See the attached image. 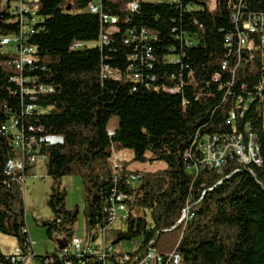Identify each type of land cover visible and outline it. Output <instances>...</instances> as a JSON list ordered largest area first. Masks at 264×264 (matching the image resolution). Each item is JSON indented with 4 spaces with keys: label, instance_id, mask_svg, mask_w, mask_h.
Instances as JSON below:
<instances>
[{
    "label": "trees",
    "instance_id": "1",
    "mask_svg": "<svg viewBox=\"0 0 264 264\" xmlns=\"http://www.w3.org/2000/svg\"><path fill=\"white\" fill-rule=\"evenodd\" d=\"M125 1L101 0L103 8L118 19L108 44L72 49L75 41L92 43L99 37L98 15L86 9L91 0H34L38 21L32 24L34 33L28 42L35 45L43 68L32 73L54 91L38 96L35 103L42 109L26 116L25 124L42 125L46 132L63 137L62 144L42 149L51 179L46 204L55 218L41 225L48 236L54 230L71 233L78 210L65 207L66 190L60 180L80 175L86 231L108 228L105 206L115 175L118 186L131 199L125 230L108 228L113 232L112 244L138 241L133 250L122 252L131 257L123 264H134L132 259L142 256L148 247L161 254L175 249L176 264H264V44L262 33H253L251 48L245 46L238 54L240 23L236 26L231 19L238 9L241 19L249 14L264 15V0H241L240 4L238 0H181L193 5L192 11L166 1L139 0L128 21L120 10ZM210 2L214 8L208 7ZM0 14V38L15 34V15L1 9V1ZM133 27L154 34L155 58L147 72L155 80L148 88L129 79L113 81L99 75L103 61L125 68L132 49L123 41ZM228 34L232 35L231 49L226 46ZM170 55L179 61H168ZM12 57L0 47V232L14 237L25 252L29 242L23 230L21 181L18 174L5 173L7 160L20 153L1 130L9 117L21 112L19 97L9 91L13 88L9 76L15 73ZM223 60L228 63L226 69H221ZM233 69V84L226 94L228 86L220 85L231 79ZM188 71L194 80L183 92L161 89L164 83H177L179 74L186 80ZM216 72L221 73L219 81L212 78ZM248 92L253 101L242 115L237 114L233 125L226 123L237 95ZM182 98L187 101L185 106ZM113 120L115 128L109 135ZM246 126L262 161L250 159L245 164L232 159L217 168H204L196 176L186 170L184 153L197 131L223 135L243 131ZM242 145L247 153L248 145ZM125 148L132 151L133 161H162L165 167L142 173L130 171L126 165L114 169L112 154ZM32 169L25 171L28 174ZM129 173L141 178L127 185L123 179ZM185 208L189 216L178 222ZM106 230L105 241L110 235ZM50 256L53 261L45 262ZM33 259L37 264H65L56 253L34 254ZM6 263L0 249V264Z\"/></svg>",
    "mask_w": 264,
    "mask_h": 264
},
{
    "label": "built area",
    "instance_id": "2",
    "mask_svg": "<svg viewBox=\"0 0 264 264\" xmlns=\"http://www.w3.org/2000/svg\"><path fill=\"white\" fill-rule=\"evenodd\" d=\"M1 9L15 15L18 23V30L13 35L3 36L0 38V47L14 45L12 53L11 64L15 73L9 76V81L13 88L9 91L17 95L20 99L21 112L18 116H11L2 125L1 130L4 134L11 137L13 147L19 151L20 156L7 160L6 174L17 175V179L22 184L27 176L26 168L35 165L38 162L45 163L46 154L42 151L45 145H56L63 143V137L59 134H52L46 132L42 125L25 124L28 116L35 109H42L35 103L39 95L52 93L54 87L44 84L32 73V71L43 68L39 64V58L36 54V47L28 42L29 37L34 33L32 24L34 22L36 4L34 0H0ZM151 2L166 1L168 3H175L176 6L182 7L184 11H192L194 6L190 3H181V0H149ZM241 0H238L240 4ZM14 4L13 9L8 11V8ZM240 6V5H239ZM139 7V0H127L121 6L120 10L126 13L124 20L128 21V14L136 11ZM86 9L93 14H97L100 21V33L97 41L89 43L84 41H75L72 49H81L85 46H99L108 44L109 36L116 31L117 16L111 14L103 8L101 0L88 3ZM232 21L236 26L240 23V29L236 34L235 51L240 54L241 50L248 46L251 48L252 41L250 35L261 32V43L264 44V15L249 14L244 19H241V14L235 10L231 16ZM154 34L145 28L136 29L135 27L128 29L124 43L131 46L132 51L126 58L125 68L113 66L108 62L103 61L100 64L99 75L101 79H109L113 81H120L129 79L135 83H142L147 88L155 80L153 74L147 71L152 68L154 54L151 40ZM188 43V41H185ZM226 46L232 48V35L226 36ZM168 61L174 63L178 62L177 56L168 57ZM228 63L226 60L221 62V69H226ZM236 67V66H235ZM174 77V76H173ZM215 81L221 79V73L216 72L212 77ZM178 82L174 84L164 83L161 85L163 91L169 93H181L183 87L191 85L194 78L192 71H188L187 79L184 80L181 75L177 76ZM234 69L232 70V77L230 80L221 83V87L227 85L226 94L233 84ZM243 87V86H242ZM197 94L196 97H199ZM253 101L252 92L246 93L245 96L239 94L235 99L232 109L229 110L226 116V123H235L237 114L242 115L243 109H247L249 104ZM187 101L182 98V104L185 106ZM239 111V112H238ZM114 129L108 127V134L112 135ZM240 144L248 145V153L240 152ZM184 159L187 162L186 170L196 176L200 170L204 168H217L224 165L228 160L236 159L239 162L247 164V159H255V161H262L260 150H256L252 134L248 126L243 131L233 132L231 134H209L196 132L190 147L184 153ZM119 164L113 161V168L117 169ZM33 170V169H32ZM32 172V171H31ZM141 175L138 173H129L123 182L127 185L134 184L139 181ZM112 187L105 206L107 215V222L111 225L114 221H125L129 215L128 202L131 199L129 192L122 190L118 186V177L113 176ZM189 216L188 208L182 211L178 222L187 220ZM108 225V226H109ZM107 227L101 226L90 232L89 241L71 236L67 241V245L56 253V258L63 260L65 264H123L127 263L131 258L128 253H117L113 250L111 245H103L98 247L94 245L95 233L104 235ZM28 234L26 227L23 229ZM92 241V244L90 243ZM28 248L24 252L18 245L14 247V251L6 255L9 264H25L28 257L34 256L32 242L28 235ZM138 241H136V245ZM53 261L50 256L45 259V262ZM134 264H176L175 249L161 254L152 247H148L144 254L140 257L132 259Z\"/></svg>",
    "mask_w": 264,
    "mask_h": 264
},
{
    "label": "rangeland",
    "instance_id": "3",
    "mask_svg": "<svg viewBox=\"0 0 264 264\" xmlns=\"http://www.w3.org/2000/svg\"><path fill=\"white\" fill-rule=\"evenodd\" d=\"M93 2H98L99 0H92ZM229 1V0H226ZM2 3V1H1ZM14 4H12L8 11L13 9ZM209 8H214L212 2L208 3ZM35 22L38 21V17H34ZM14 45H8L2 47L4 52H13ZM174 57V56H173ZM116 119V118H115ZM116 121L113 120L112 123ZM133 153L130 149L125 148L119 151H115L112 154V159L116 161L120 166L126 165L130 171L151 172L165 167V163L162 161L149 162H137L132 160ZM51 179L46 173L45 163L38 162L33 168L32 172L25 176V181L22 184V200L25 210V227L28 231L29 239L32 242V248L36 256H43L47 254L57 253L59 251L57 240L59 237H66L67 240L71 236L89 241L90 232L86 231L85 219L83 215L84 206V194H83V184L80 175H67L63 176L60 180V184L66 190L65 196V207L68 209L77 208L76 220L71 228V233L67 235L65 231H53L51 236L46 233V228L41 225L44 220H52L55 218V214L47 206L46 199L50 191ZM110 229H116L124 231L126 228V222L116 220L111 225L108 226ZM107 228V229H108ZM109 230V229H108ZM107 231L109 239L104 240V235L99 234L97 231L95 233V239L93 244L97 245L99 248L103 245H113V250L118 253L124 251H131L136 247V241L133 240H120L115 244H112V231ZM1 233V232H0ZM11 237V236H8ZM11 238H6V243L11 242ZM13 243V242H11ZM92 244V241H90Z\"/></svg>",
    "mask_w": 264,
    "mask_h": 264
},
{
    "label": "crops",
    "instance_id": "4",
    "mask_svg": "<svg viewBox=\"0 0 264 264\" xmlns=\"http://www.w3.org/2000/svg\"><path fill=\"white\" fill-rule=\"evenodd\" d=\"M108 127L110 129L115 128V123H112V121L109 123ZM6 238H11V242L6 243ZM60 241H64V237H59ZM67 241V240H66ZM17 245V241L14 237H8V235H4L0 233V249L3 254L9 255L14 251V247ZM25 264H37V261L33 259V257H28L26 259Z\"/></svg>",
    "mask_w": 264,
    "mask_h": 264
},
{
    "label": "water",
    "instance_id": "5",
    "mask_svg": "<svg viewBox=\"0 0 264 264\" xmlns=\"http://www.w3.org/2000/svg\"><path fill=\"white\" fill-rule=\"evenodd\" d=\"M67 9H70V5H68ZM0 19H2V15L1 14H0ZM66 240H67V236L64 237V241L57 240L59 249H62L63 247H65L67 245V241Z\"/></svg>",
    "mask_w": 264,
    "mask_h": 264
},
{
    "label": "bare ground",
    "instance_id": "6",
    "mask_svg": "<svg viewBox=\"0 0 264 264\" xmlns=\"http://www.w3.org/2000/svg\"><path fill=\"white\" fill-rule=\"evenodd\" d=\"M244 149H245L244 146L242 144H240V152L241 153H245V150ZM247 153H248V151H247ZM248 160H250V159H247V161ZM251 160H254L255 161V159H251Z\"/></svg>",
    "mask_w": 264,
    "mask_h": 264
}]
</instances>
